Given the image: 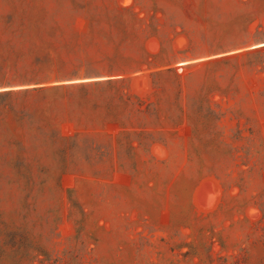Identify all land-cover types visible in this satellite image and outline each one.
I'll return each instance as SVG.
<instances>
[{
    "label": "rangeland",
    "instance_id": "rangeland-1",
    "mask_svg": "<svg viewBox=\"0 0 264 264\" xmlns=\"http://www.w3.org/2000/svg\"><path fill=\"white\" fill-rule=\"evenodd\" d=\"M0 264H264V0H0Z\"/></svg>",
    "mask_w": 264,
    "mask_h": 264
},
{
    "label": "trees",
    "instance_id": "trees-1",
    "mask_svg": "<svg viewBox=\"0 0 264 264\" xmlns=\"http://www.w3.org/2000/svg\"><path fill=\"white\" fill-rule=\"evenodd\" d=\"M126 10V8H123ZM237 46L235 44H227L219 42L213 48L214 53H224L226 51L234 50ZM243 53L234 52L230 54H223L219 57H236ZM131 62H126L124 65L118 64L116 61L111 60L108 63V71H113L116 69H128V71H135L141 68L142 64L147 66L155 65L147 59V56L140 57L138 59H130ZM34 66L25 67L20 69H15L14 73L10 76H4L2 83L14 84V85H23L31 86L28 88H23L25 92L35 91V92H49L56 90H67L70 86H64L60 84L55 85H46L51 82H56L63 77L72 75L75 72L73 69L72 63L66 60L59 52L52 54H44L41 56L35 57ZM98 64L96 61L88 60L86 66L88 71H93L95 66ZM103 66V65H101ZM159 71L154 72L158 73Z\"/></svg>",
    "mask_w": 264,
    "mask_h": 264
}]
</instances>
